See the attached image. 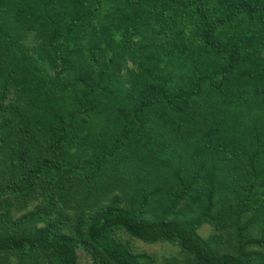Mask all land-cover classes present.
<instances>
[{
  "label": "trees",
  "instance_id": "16d2710c",
  "mask_svg": "<svg viewBox=\"0 0 264 264\" xmlns=\"http://www.w3.org/2000/svg\"><path fill=\"white\" fill-rule=\"evenodd\" d=\"M0 159V264H264V0H0Z\"/></svg>",
  "mask_w": 264,
  "mask_h": 264
},
{
  "label": "rangeland",
  "instance_id": "374dc122",
  "mask_svg": "<svg viewBox=\"0 0 264 264\" xmlns=\"http://www.w3.org/2000/svg\"><path fill=\"white\" fill-rule=\"evenodd\" d=\"M26 48H33L36 45L31 44V40L28 39V41H25ZM30 45V46H29ZM128 67L131 68L130 62H128ZM1 160V159H0ZM0 166H2V169L4 168V164L0 163ZM7 170L11 167H5ZM1 170V168H0ZM16 171V169H15ZM10 172H5L4 176L10 177ZM3 172L0 171V183L1 182H8L10 180H5L2 178ZM14 176V174H13ZM8 177V179H9ZM9 204L8 203H2L5 204V207L3 209H0V215L4 216L7 215L9 219H12L11 221H15L17 218L21 217L22 215L30 213L35 207V204H24L21 200H14L13 198H9ZM66 214H69L70 216L73 214V212H67L64 211ZM187 213V210H186ZM38 227H42L40 224ZM211 233V229L208 226H203L199 230V235L203 239H207ZM123 242H126V244L129 245L130 249L134 251L137 254L145 255L149 259H151L152 263L149 264H187V261L185 259V256L181 254L180 249L175 246L168 243H162L152 246H147L140 244L136 241H129L125 236H120ZM77 254L79 257V264H92L91 259H89L86 254L84 253V249L82 247H79L77 250Z\"/></svg>",
  "mask_w": 264,
  "mask_h": 264
}]
</instances>
